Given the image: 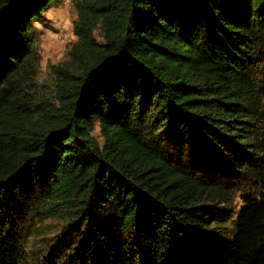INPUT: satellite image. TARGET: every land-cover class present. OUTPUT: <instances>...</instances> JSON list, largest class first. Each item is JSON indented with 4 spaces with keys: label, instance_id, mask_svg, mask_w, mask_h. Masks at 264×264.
Returning a JSON list of instances; mask_svg holds the SVG:
<instances>
[{
    "label": "trees",
    "instance_id": "obj_1",
    "mask_svg": "<svg viewBox=\"0 0 264 264\" xmlns=\"http://www.w3.org/2000/svg\"><path fill=\"white\" fill-rule=\"evenodd\" d=\"M59 1L0 0V264H264V0H75L51 89Z\"/></svg>",
    "mask_w": 264,
    "mask_h": 264
},
{
    "label": "rangeland",
    "instance_id": "obj_2",
    "mask_svg": "<svg viewBox=\"0 0 264 264\" xmlns=\"http://www.w3.org/2000/svg\"><path fill=\"white\" fill-rule=\"evenodd\" d=\"M77 18L75 0H60L44 14L41 21L35 23L41 56L39 71L41 85L53 88L54 76L51 67L68 59L70 50L77 41L74 33ZM97 34L100 35V31ZM95 136L103 142L99 127ZM243 190L237 192L235 206L241 205L240 197L247 189ZM67 228L64 220L46 218L41 215L34 219L32 224L25 228L30 232V236L24 242L27 256L23 264H45L52 249L55 247L57 250L60 243L66 239ZM78 253V251L73 253V257Z\"/></svg>",
    "mask_w": 264,
    "mask_h": 264
}]
</instances>
